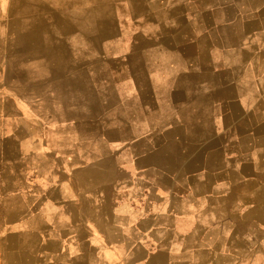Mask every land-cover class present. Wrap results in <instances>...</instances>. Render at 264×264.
<instances>
[{
	"label": "crops",
	"instance_id": "crops-1",
	"mask_svg": "<svg viewBox=\"0 0 264 264\" xmlns=\"http://www.w3.org/2000/svg\"><path fill=\"white\" fill-rule=\"evenodd\" d=\"M9 1L11 14L27 3ZM98 1L84 8L113 7ZM179 1L139 3L168 14L170 48L137 52L117 66L132 79L89 93L47 81L64 68L55 52L44 67L27 27L1 51L0 264H264V0L233 3L224 32Z\"/></svg>",
	"mask_w": 264,
	"mask_h": 264
},
{
	"label": "rangeland",
	"instance_id": "rangeland-1",
	"mask_svg": "<svg viewBox=\"0 0 264 264\" xmlns=\"http://www.w3.org/2000/svg\"><path fill=\"white\" fill-rule=\"evenodd\" d=\"M23 1L27 2L23 6V13L26 14L25 25L22 23V19H20L23 9L16 6L17 9L11 14V10L9 9L10 1L0 0V55H2L1 51H10L9 48L16 47V42L21 45V33L27 27L30 34L24 31L25 33L22 36L23 42L25 43L27 40L31 51L46 54L44 67L48 69L49 65L54 64L55 57L52 54L55 52L56 61L60 60V65L64 68L56 73L53 71L48 72L46 74L47 81L52 83L59 80L66 83L71 82L72 84H76L79 92L90 91V89L86 90L89 87L86 82L94 81L96 84L98 79L103 81H107L108 79L110 81L132 79L129 73L121 70L118 71L117 66L129 64L137 52L151 55L157 48H170L163 40H159V37H165L170 32V25L165 23L168 20L166 18L168 14L159 16L156 14L155 9H148V11L144 9V12L139 9V3L150 2L152 0H104L103 4L109 2V5H113V7L100 10L84 8L91 4H99L98 0ZM191 1H194V4L190 8V18L200 16L196 20L203 31L211 29V21L214 22L213 27L219 26L223 32L226 31L229 28L231 16H235L237 12V10L231 9V5L237 3V0ZM197 1L200 3H195ZM238 1L244 2V0ZM74 2H76L78 8H68ZM43 3H46V7L41 5ZM133 4L136 5V11L138 13L142 12V15H134L132 12L133 8L131 7ZM48 5L53 9L48 8ZM202 5L205 7L202 8ZM56 8L61 10H57L56 12ZM136 11L134 10L135 13H137ZM58 12L62 13L59 18V22L61 21L62 23L57 26L52 23L50 24V20L52 21V18L58 15ZM65 13L68 14V18L64 17ZM243 15L245 16V13ZM39 18H46L47 24L39 26L37 24V19ZM12 19H14L15 23H11ZM174 23L172 24V28L175 27ZM6 24L9 25L6 27ZM18 39L20 40L17 41ZM58 53L60 54V58L57 56ZM6 59L7 57H0V61L4 62ZM29 65L30 68L36 66L37 58H29ZM93 65H95V72L91 73L89 72V66ZM74 66H76L75 69L73 68ZM101 66L107 67L113 72H99L98 69ZM29 75L36 81L44 74L30 73ZM238 110L236 118L239 131L250 126V117L245 113V106H240ZM145 123L148 124L149 122L146 120ZM221 127L222 129L224 128L223 126ZM245 139V136L238 137V145L240 147H245Z\"/></svg>",
	"mask_w": 264,
	"mask_h": 264
}]
</instances>
